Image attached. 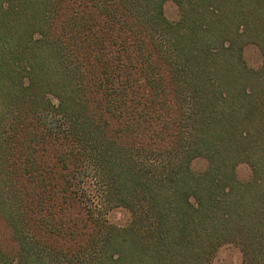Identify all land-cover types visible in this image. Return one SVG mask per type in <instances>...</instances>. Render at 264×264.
I'll return each mask as SVG.
<instances>
[{
  "label": "trees",
  "instance_id": "16d2710c",
  "mask_svg": "<svg viewBox=\"0 0 264 264\" xmlns=\"http://www.w3.org/2000/svg\"><path fill=\"white\" fill-rule=\"evenodd\" d=\"M165 1L0 0V264H264V0Z\"/></svg>",
  "mask_w": 264,
  "mask_h": 264
},
{
  "label": "rangeland",
  "instance_id": "374dc122",
  "mask_svg": "<svg viewBox=\"0 0 264 264\" xmlns=\"http://www.w3.org/2000/svg\"><path fill=\"white\" fill-rule=\"evenodd\" d=\"M163 10L167 18H175L176 8L169 0L164 2ZM243 56L245 61L252 65H256L260 60L259 50L257 47L253 46H247L245 49H243ZM203 162V160H196V162L192 164V167L201 168L204 164ZM235 172L238 178H245L248 174V168L242 164H239L236 166ZM107 216L110 222L122 224L127 220L128 214L125 211V208L113 206L108 210ZM6 232L7 230L4 227V223L2 220H0V236L6 235ZM239 261V253L229 244H224L216 251L213 259L211 260V264H240Z\"/></svg>",
  "mask_w": 264,
  "mask_h": 264
}]
</instances>
